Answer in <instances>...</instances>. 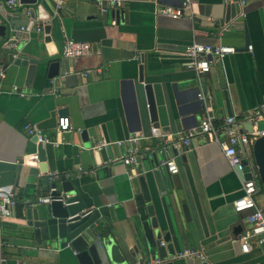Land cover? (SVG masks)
Wrapping results in <instances>:
<instances>
[{
  "label": "crops",
  "instance_id": "0c3cea01",
  "mask_svg": "<svg viewBox=\"0 0 264 264\" xmlns=\"http://www.w3.org/2000/svg\"><path fill=\"white\" fill-rule=\"evenodd\" d=\"M120 1L119 6L104 12L97 0H63L57 19L35 15L30 22L27 6L20 0L12 9L0 0L7 15L13 12L8 16L17 24L15 34L21 42L20 48L15 46L11 62L0 56V160L17 162L37 151L38 143L25 126L56 123L58 108L65 107L71 126L68 131L58 135L56 125L41 128L57 142L42 145L43 164L48 173L71 176L75 193L86 208L107 216L112 224L105 222V228L130 246V224L125 217L133 197L141 192L139 176L148 165L145 151L162 146L160 138L150 135L152 127L175 134L195 126L207 110L218 126L225 116L235 113L242 131L252 128L245 117L264 97V0H248L240 7L243 12L227 23L221 0H212V7L202 12L197 7L199 0H192L178 18L158 14L157 7L179 0ZM45 22L50 24L49 34L43 31ZM47 35L48 43L44 41ZM66 38L89 42L94 53L64 56ZM193 42L222 43L236 50L212 61L207 72L197 75L183 65V50ZM53 62L57 74L50 77ZM140 64L144 81L158 83L164 95L165 116L160 113L156 123L143 118L136 103L132 81ZM199 91L205 102L199 99ZM257 127L264 129V120H258ZM87 129L92 133L81 138L80 133ZM133 137L135 141H128ZM85 144L100 145L97 148L109 166L96 173L93 149ZM129 147L136 148L138 155L135 163L127 165L119 156ZM163 151V160L171 158L177 166L176 173H167L188 212V217H179L175 209L180 249L201 250L205 258H179L171 263L264 264V243L252 241L251 249L243 252L238 242L247 225L246 213L235 211L232 201L241 195L248 172L240 173L231 166L217 142L200 137H193L184 150L170 145ZM163 160L153 166L163 167ZM256 183L254 200L264 208V181L258 174ZM24 184L21 176L13 189L14 215L0 224V264H77L73 252L61 255L28 237L26 216L31 204L26 200L48 191L36 181L28 188ZM140 257L127 253L120 264H132Z\"/></svg>",
  "mask_w": 264,
  "mask_h": 264
},
{
  "label": "water",
  "instance_id": "95a60500",
  "mask_svg": "<svg viewBox=\"0 0 264 264\" xmlns=\"http://www.w3.org/2000/svg\"><path fill=\"white\" fill-rule=\"evenodd\" d=\"M162 1L167 2V0ZM20 2L23 6H27L30 22L35 15L40 18L57 19L60 14V9L56 8V0H20ZM63 3H61L62 6ZM180 3L181 0L172 5H180ZM211 3L212 0H199L197 7L202 12V9L212 7ZM220 3L225 23L241 11L237 0H221ZM0 6V56L11 62L12 52L16 47H21V42L15 34L19 32V28L17 24L10 22L12 18L7 15V9L2 3ZM17 14L21 15L20 12ZM49 30L50 24L45 22L43 31L49 34ZM49 40L50 36L47 35L44 41L48 43ZM56 65V62L50 64L48 76L57 74ZM132 82L135 98H137L136 103L140 106L142 117L156 123L160 113H163V117L165 116L161 86L152 81H144L142 64L138 66L136 79ZM134 82H136L135 85ZM57 113L59 116L67 115V109L58 108ZM55 125L53 121H46L39 123L38 127L41 129ZM85 133L91 134L92 130H83L80 133L81 138H84ZM33 140H36L35 136ZM85 146L93 149L96 173L109 166L110 162L103 160L99 149L95 148L94 144L92 146L85 144ZM161 148L162 146L153 145L145 151L148 165L146 171L144 170L139 176L141 192L133 197L131 211L125 217L130 224V246L124 239L118 241L112 231L105 228V222L112 224L107 216H102L100 210L86 208L80 196L75 193L76 182L71 176L67 177L65 173H61L55 179L49 180L48 170L43 164L46 161V154L42 144L38 143L37 146L40 162L38 166H35L37 163L32 160V155L24 156L17 162L0 160V185L10 183L15 189L19 178L24 176L26 188L31 186L33 181H36L45 191L54 187L53 196L63 198L64 202L60 199L43 204L36 203L35 199L30 201L31 205L27 209L26 216V224L29 227L28 237L37 243H43L46 248L57 250L60 254L61 252L65 254L68 250L73 252V258L77 264H120L125 262L127 253L132 256L140 254L145 258H164L180 250L178 238L180 225H177L178 222L174 220L176 219L175 209L179 217H182V214L187 216L188 212L186 205L178 200L166 165L153 166L159 160H163L164 151ZM252 154L258 177L264 181V135L254 140ZM239 165L233 167L240 173L246 172L245 162L242 161ZM165 264L172 263L167 261Z\"/></svg>",
  "mask_w": 264,
  "mask_h": 264
},
{
  "label": "built area",
  "instance_id": "2783aa9c",
  "mask_svg": "<svg viewBox=\"0 0 264 264\" xmlns=\"http://www.w3.org/2000/svg\"><path fill=\"white\" fill-rule=\"evenodd\" d=\"M18 0H7L6 5L12 9ZM248 0H237L240 7H243ZM63 0H56V8L61 9ZM192 0H181L180 5H160L157 7V13L172 18H178L183 15L184 10L188 8ZM97 4L104 12L110 11L121 4L120 0H97ZM240 12H243L242 10ZM8 15L13 16V12H8ZM20 29H24L21 26ZM251 48V45H248ZM235 47L222 43H197L193 42L187 45L183 50L184 62L183 65L192 69L197 75L207 72L210 69L212 61L223 57L225 54L235 52ZM94 53L92 45L87 41L75 40L66 38L62 46V54L66 57L73 58L79 56H90ZM2 72L0 71V77ZM13 90L17 87L13 86ZM199 99L205 102V95L200 91L197 92ZM237 115L231 113L223 119L221 125L215 123V118L210 115L207 110L200 118L199 122L190 128L171 134L157 127L151 128V136L158 137L162 140L163 148L172 145L178 150H184L190 144L193 137H200L208 141L217 142L221 147L223 154L227 157L231 166L239 165L240 162H245L246 171L249 174L248 178H244L242 182V193L239 197L232 201V206L237 212H245L246 227L238 236V242L243 252H248L251 249V242L257 244L264 243V208L258 206L254 200V195L258 191L256 177L257 168L254 163L252 154V144L254 140L264 135V129L257 127L258 120H264V97L258 105L254 106L246 115V120L251 124L252 128L249 131H242L236 120ZM70 119L67 115L59 116L56 121V134L60 135L64 131L70 129ZM25 130L29 136H35L36 142L39 144L57 143L51 137L45 135L42 130L35 124H28ZM136 138H130L128 141H135ZM116 143H121L117 141ZM95 148L100 145H94ZM34 162H38L37 151L31 153ZM137 150L134 147H129L124 155L119 156L124 164L130 165L137 161ZM166 165L167 171L171 174L178 171L173 159H164L162 161ZM240 166V165H239ZM242 168V166H240ZM49 180L55 179L57 173H48ZM43 175V173H41ZM54 187H51L46 194L36 196V203H49L52 200L63 198L53 196ZM30 199L26 203L30 204ZM15 204L14 191L11 185H0V224L7 218L13 217V206ZM179 258H199L204 260V255L201 250L183 248L164 258H145L140 257L134 260L132 264H165Z\"/></svg>",
  "mask_w": 264,
  "mask_h": 264
}]
</instances>
